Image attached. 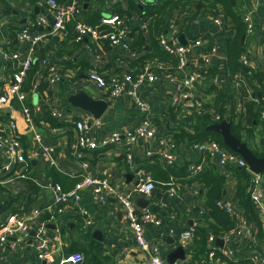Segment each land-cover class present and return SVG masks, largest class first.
Here are the masks:
<instances>
[{
    "label": "crops",
    "instance_id": "0c3cea01",
    "mask_svg": "<svg viewBox=\"0 0 264 264\" xmlns=\"http://www.w3.org/2000/svg\"><path fill=\"white\" fill-rule=\"evenodd\" d=\"M58 1L66 4L71 2V0ZM76 1L79 11L72 18L74 22L79 20L89 23V20L100 19L119 10L125 12L129 9L128 0ZM138 2L139 4L142 3ZM232 4L240 12H243L242 9L245 7H248V9L252 7L253 9V33L251 35L244 33L242 37H245L241 43L244 45L243 54L247 56L249 65L254 72L262 71L263 77L261 78L264 82V0H258L255 4H252L251 0H234ZM201 5V3H196L195 7ZM40 15L46 17L48 24H37ZM215 15V17L221 18L222 24L215 23L213 21L214 14L206 9L197 12L190 6H180L174 10L166 34L169 40L175 43L190 42L200 37L203 40L202 44L193 47L185 72L197 74L199 54L208 52L212 46H215L216 51L211 56L209 66L216 67V82L213 88H210L207 92L205 90L198 96V82L193 83L190 89L183 87V74L176 72L170 64L160 63L157 59H153V69L156 70L157 77L151 84H142L139 93L150 106L155 132L152 137L140 139L136 143L127 146L132 155L129 163L125 160L124 152L126 148L119 143L106 148L82 150L89 163L88 166L82 169L76 158L70 154V144L75 136L70 119L60 123L54 118L57 121L56 125L46 122L40 125L34 123L33 129L42 133L44 141L54 146L58 167L65 176L74 177L82 170L96 175H107L117 190L127 192L132 189L136 181V171L138 169L148 171V167L154 161L157 159L163 161L161 152L166 149V145L162 142V139L165 137L175 143L173 148L175 163L172 165L173 167L185 166L188 168L191 163L201 162L203 166L207 165L209 168L218 169L226 176L224 188L219 192L221 193L219 199L228 200L234 204L239 214L244 218L237 202L236 179L232 170L219 168L214 159L206 152L193 151L188 140L180 142L174 138L175 129L190 128V120L195 108L194 97H200L203 105L214 107L217 111L221 109V113L218 112L222 116L220 117L221 120H229L231 124L232 120L239 121L242 111L246 110V103L252 101L249 95L241 94V89H245L244 77L236 74L233 78H230L224 67L229 38L228 29L233 24L231 21L224 19L220 11ZM123 17L125 19L123 27L126 29L130 42L134 43L132 48V50H135L134 53H130V51L124 50L120 46L110 45L109 42L102 46L99 40L90 37H84L82 41L76 42L74 40V29L71 30L70 37L66 32L64 34L50 32V11L45 0H0V86L11 81L13 73L21 62L20 59L27 54L28 44L19 41L16 33L20 28L29 26L46 34L44 39L36 44L33 60L42 53L43 55H49L57 63H59L58 61H60V64L65 62L67 67L60 69L59 65L62 76L61 80L55 85H48L45 77L40 76L39 70L37 74L35 72L28 83V87L31 88L33 83L39 85L42 82L44 93L39 92L38 89L33 94L28 93L25 104H28L29 99H31L34 106L43 103V101H48L51 107L58 106L75 115L84 110L70 105L66 97L69 93L83 90L92 98L104 99L107 103L106 109L98 117L99 123L90 125V134L99 137L108 130L123 132L124 128H130L137 119V111L133 100L125 93L115 98L111 97L106 90L98 88L89 78L91 71L106 74L120 73L128 68L130 61L135 58L134 56L137 57L144 52L149 53L151 51L153 40L150 38L146 27L147 19L140 17L133 9L129 10V13L125 12ZM138 39L140 43L136 44ZM14 52L18 53L19 58L11 56ZM158 63L162 66L155 65ZM25 84L26 80L23 86ZM180 89L187 91V97H181L182 90ZM221 92L225 93L226 96L224 99H217ZM252 96L254 95L252 94ZM253 109L255 112L253 132L244 133L243 137L247 139V144L251 149L261 151L259 146L264 122L259 118V106L254 103ZM10 121L16 123V134L25 136L27 147H31L32 137L30 139L29 134L32 135V129L26 124L21 103L16 99H11L6 104H0V132L8 130ZM1 159L0 152V161ZM69 161L74 164L69 165ZM30 163L31 166L28 172L38 189L32 190L23 179H18L15 184L2 185L6 187L8 192H0V219L10 211L17 212L49 200V191L39 187L38 183L43 184L55 180L48 173L51 167L47 165L41 156L32 158ZM75 165H78L79 168L75 169ZM128 172L131 173V177L127 180L128 177L125 174ZM61 180H63L62 176ZM172 181L175 182L173 186L176 187L177 192L170 198L169 202L165 203L164 191L158 185H155V187L159 188L163 197L161 199L155 196L147 198L149 204L159 206L154 214L162 217V222L160 225L148 224L146 226V236L151 241L159 242L160 254L164 260L166 255L173 251L177 245H181L178 241L179 231L189 226H193L198 231L200 227L205 225L203 215L206 213V200L203 184L191 181L182 185L178 179ZM260 185L263 187L264 195V172L261 173ZM253 187L254 183L252 182L251 199ZM87 194L90 193H86L84 196ZM142 199L145 198L139 194H133V201L138 208H143ZM80 205L92 216V224L86 232L81 231L76 207L69 205L60 213H57L54 218H45L48 221L45 236L51 240L47 259L37 257L35 250L26 242L20 243L16 250H12L9 243H7L0 250V264H60L59 261L62 256L78 250H82L86 255L85 261L81 264H88L93 255H96L101 264H137L144 259V252L134 244L132 230L124 221L123 212L114 199L109 198L105 202H97L91 196L90 200H86ZM254 205L259 214V207H263V199L259 200L258 205L256 203ZM145 207L148 206L145 205ZM199 209H203V213H199ZM261 219L264 221V218L261 217ZM246 222L249 223L247 220ZM196 231L193 233L188 245H181L184 249V259L175 260L173 263L187 261L191 264H243V261L247 258L254 264L249 258V251L243 247V236L237 234L231 235L228 239H223L222 235L217 236L223 239V246L235 248L234 257L229 262L222 261L224 260L222 256L214 257L215 251L220 249L215 244V239L211 240L212 244L209 242L210 239H207V245L210 247L208 256L200 257L198 255V258L194 259L193 243L198 238ZM257 241L256 250L260 255H264V226L263 238ZM210 252H213V254L210 255ZM238 253H241L243 257H240L241 255H238Z\"/></svg>",
    "mask_w": 264,
    "mask_h": 264
},
{
    "label": "built area",
    "instance_id": "2783aa9c",
    "mask_svg": "<svg viewBox=\"0 0 264 264\" xmlns=\"http://www.w3.org/2000/svg\"><path fill=\"white\" fill-rule=\"evenodd\" d=\"M49 11L50 32L65 33V23L74 18L79 11L76 0H71L70 3H63L58 0H45ZM252 4L258 0H251ZM242 21L245 26L246 35H251L254 30V21L252 18V7L242 9ZM213 21L217 24H222L220 17H215ZM125 19L118 13H111L100 18L98 25H91L86 22L76 21L74 24V40L76 42L82 41L84 37H90L94 40L108 41L110 45L120 46L124 50L130 51V39L127 37L124 26ZM37 24H48V20L44 15L38 17ZM44 32L36 31L29 26L20 28L16 37L19 41L28 44V51L20 60V64L12 75L11 81L3 86H0V104L9 103L11 99H16L21 103L22 112L26 124L32 129V146L26 147L24 142L16 134V123L9 122L8 130L0 132V185L15 184L18 179H24L27 176L30 160L36 156H41L50 167H58V161L54 154V146L50 143H44L43 134L34 130V122L31 118V112L25 104L27 94H33L38 89V84L33 83L31 88L23 90V84L26 80L28 71L32 66L33 54L35 53L36 44L42 41L45 37ZM159 45L169 53L177 57L176 72L184 75L182 79V86L190 89L193 83H199L198 96L206 90V80L201 76L203 69L209 66L211 56L215 53L216 47L212 46L208 52L200 53L197 74H188L185 72L190 54L193 47L203 43L202 38H195L185 44L175 43L165 34H160L157 37ZM12 57H18V53L11 54ZM19 58V57H18ZM241 63L248 69L247 73L252 74L253 69L249 65V60L245 54L241 55ZM162 66V64H155ZM154 65L147 63L143 72L135 79H132L128 74L120 75L118 73L110 74L107 81L96 71L89 73V78L95 85L106 90L109 96L117 97L123 93L127 94L133 100V104L137 111V119L130 128H124L123 132L117 130H108L103 132L99 137H94L89 132L91 124H98L99 119L94 117L91 113L82 111L72 115V112L61 107H51L48 101L36 104L34 110L41 112L43 107L49 110L50 115L58 122L63 123L70 119L72 129L75 131L74 140L70 144V154L79 162V166L85 168L89 165L85 154L82 150H95L99 148H106L119 143L125 146V160L130 162L132 155L127 146L136 143L140 139H147L154 135L155 127L152 122V115L150 106L146 99H144L138 89L141 84H151L156 79V70ZM40 76L45 74V80L48 85H55L61 80V73L59 72V65L52 60L49 55L44 54L38 61V69ZM213 83L216 82L214 78ZM251 82L257 84L255 79ZM248 84V83H247ZM247 87L246 83L245 86ZM257 87L259 85L257 84ZM182 90V89H180ZM248 91V89H247ZM188 93L182 90L181 97H187ZM251 100L259 106V118L264 122V96H252ZM194 110L192 114H202L203 103L200 97H194ZM72 115V116H71ZM71 116V117H69ZM214 120H219L218 114H214ZM73 117V118H72ZM169 140V141H167ZM166 145V149L161 152V158L167 166H172L175 163V154L173 148L175 143L171 139H162ZM190 147L193 151L206 152L214 159L216 165L221 169H229L230 167H246L245 161L235 152L226 147L221 146L214 140H205L202 142H191ZM201 162L191 163L188 170L196 172L202 168ZM80 180L77 181L69 190H63L60 184L56 182L38 183L39 187L47 189L50 193V198L40 205L27 208L20 211H10L3 218L0 219V250L9 243L12 250H16L20 243H28L35 252L37 257L41 259L48 258V249L51 245V240L45 236L47 229V220H42L40 217L44 212H49V218H54L57 213H60L65 207L74 205L78 212L81 231L86 232L88 227L92 224V216L80 205V200L86 193H90L93 200L97 202H105L109 198L120 206L123 212L124 221L130 226L132 230L134 244L142 252H144V259L137 264H171L164 260L160 254L159 242L151 241L146 236V226L148 224L160 225L162 217L151 213L147 208H138L133 201V194H139L143 198L151 196V191L155 187L152 181L150 172L138 169L136 171V183H134L131 190L121 192L117 190L107 175H96L82 170L78 173ZM252 182L254 183L252 199L254 203L259 204V200L263 199V207H259V215L264 218V195L261 183V173H252ZM177 192L176 187L170 186L164 191V201L169 202ZM216 205L222 208L235 221V227L222 235L223 239H228L231 235L243 236V247L249 251V258L254 264H264V255H260L257 250V240L254 236L252 225L239 214L235 205L228 200L217 199ZM203 209H199V213H203ZM196 229L189 226L179 231L178 241L181 245H188L191 241L193 233ZM209 242L212 244L213 236H209ZM222 261L229 262L234 257L235 248L225 247L218 249ZM213 252H210L212 255ZM85 261V253L82 250L69 253L60 258V264H81ZM172 264H191L187 261H180Z\"/></svg>",
    "mask_w": 264,
    "mask_h": 264
},
{
    "label": "trees",
    "instance_id": "16d2710c",
    "mask_svg": "<svg viewBox=\"0 0 264 264\" xmlns=\"http://www.w3.org/2000/svg\"><path fill=\"white\" fill-rule=\"evenodd\" d=\"M138 1L142 3L139 4ZM196 3H201L202 5L200 7H195ZM128 4L129 9L125 11L126 13H129V10L133 9L138 13L140 17L147 19L146 27L149 36L153 41L151 44V51L149 53L144 52L140 56H134L135 58L130 61L128 68L120 73L118 72V74H128L132 79H135L139 74L143 72V68L147 63L152 64L153 59H157L160 63H168L172 68L176 69L177 57L164 50L159 45L157 37L160 34H167L173 12L176 8L180 6H190L197 12L206 9L209 12H212L214 16H216L215 14L219 13L220 11L224 19L232 22V27L228 29L229 38L227 43V54L224 59V67L228 71L230 78H233L236 74H240L242 77H244V81L247 87H245V89H241L242 95H249L250 98L252 94L255 96L264 95V82L261 78L263 77L262 71H253L252 74H248V69L241 63L240 58L244 53V45L241 43V37L245 33V26L244 22L242 21V15L239 9H237V7L231 3V0H128ZM117 12L121 16L125 14V12L120 10ZM88 22L91 25H98L100 19L96 18L95 20H89ZM74 24L75 22L72 19L65 23V32L68 37H70L71 35L70 33L74 28ZM107 42L108 41H105V39L99 41L102 46H105ZM139 43L140 40L138 39L136 44ZM133 46L134 43L131 41L130 53H134L135 51L132 50ZM41 56H43L42 53L38 58H35L33 60L31 69L28 72L29 74H27L28 77L26 79V84L23 86V90H27V88H29L28 83L38 69V61ZM58 62V65H60V69L67 67V64L65 62H61V64L60 61ZM98 73L104 78L105 81H107L108 77L110 76V74L100 72ZM42 76L45 77V74L43 73ZM201 76L206 80V83L208 84L205 91L207 92V90L213 88L214 86L212 80L216 77V67L213 65L206 67L202 70ZM251 79H255L259 87H257V84L252 83ZM247 89L249 91H247ZM38 91L44 93V84L42 82L38 85ZM225 96V93L221 92L219 93L217 99H224ZM26 105L31 112V118L35 125H40L43 122L56 125L57 121L50 115L49 110H47L46 107H43L41 112H36L34 110L35 106L33 105L31 99H29L28 104ZM253 107L254 103L252 101H248L246 103V110L242 111L239 121L235 122L232 120V124L230 127L232 134L246 143L248 142L247 139L243 137V134L253 132L252 127H254L253 119L255 118V112ZM202 111V114H192L189 129H175L174 138L176 139V141L181 142L184 140H188L190 143L202 142L210 139L218 142L221 146L225 147L222 142L221 136L218 133L208 129V126L210 124L221 121V118L219 120L213 119L214 114H218L219 117H222L219 114L221 113V109H218L217 111L214 107L203 105ZM261 132L262 134L260 143H263L264 145V128L261 130ZM17 135L27 147L26 137L19 134ZM252 150L257 156L264 155V148L261 151H257L254 148H252ZM30 166L31 163H29L28 169L25 174L27 177L23 180L26 182V185L28 187H31V189L35 191L38 189V187L32 181V176L28 172ZM229 169L232 170L236 179L235 187L238 205L243 213L244 218L252 225L255 238L261 240L263 238L264 221L257 213L255 205L251 199L253 174L246 167H230ZM148 171H150L153 183L155 185H158L163 191L167 190L170 186H173L175 182H173L172 180L176 179L180 180L182 185L188 184L191 181H197L203 184L204 197L206 200V213L203 215L205 225L200 227L199 230L196 231L198 238L194 240L193 243V258H198V255L200 257L208 256L210 247H208L207 245V239L209 238V236L217 237L223 235L224 233L233 229L236 224L235 219L215 203L217 200V194L224 188L226 176L222 174V172H220L218 169H214L211 167L209 168L207 165L202 166V168L196 172H191L185 166L179 168L166 166L162 160L159 161L158 159L148 167ZM61 172V169L56 167H51L50 171H48V173L55 179L51 182L60 184L63 190H69L81 178L79 174L75 175L74 177H68L65 176L63 172ZM61 176L63 180H61ZM0 192H8V190L6 189V187L0 185ZM49 215V212H44L40 218L44 220L45 218H48ZM238 255H241L240 257H243L241 253H238ZM216 256H221L218 250H216L214 253V257ZM88 264H101V262L96 257V255H93ZM243 264L252 263L249 259L246 258L243 261Z\"/></svg>",
    "mask_w": 264,
    "mask_h": 264
},
{
    "label": "water",
    "instance_id": "95a60500",
    "mask_svg": "<svg viewBox=\"0 0 264 264\" xmlns=\"http://www.w3.org/2000/svg\"><path fill=\"white\" fill-rule=\"evenodd\" d=\"M232 3H234V0H231ZM52 23V21H51ZM243 36L241 38V41L244 40ZM180 44H185L184 42H179ZM142 85V84H141ZM141 85L138 86V91L141 89ZM144 95V94H143ZM67 102L75 107H79L82 110L91 113L94 117L98 118L101 113L106 109L107 103L104 99H94L92 98L86 91H79L76 93H69L66 97ZM231 121L223 119L220 122L212 123L208 126V129L211 131H214L218 133L221 136L222 142L226 148L229 150L235 152L238 154L246 163L248 170L251 173L257 174V173H263L264 172V155L263 156H257L253 150L248 146V144L244 141H242L240 138L232 134L231 130ZM32 135L29 134V138L31 139ZM45 144H48L49 142L44 141ZM74 163L69 161V165H72ZM78 165H75V169H78ZM127 176V180L130 179L131 173L128 172L125 174ZM136 183V181H135ZM224 193V192H223ZM151 196H155L158 199H161L163 195L160 193L158 187H154L151 191ZM91 194L85 195L79 203H83L86 200H90ZM221 198V193L217 194V199ZM178 199V198H177ZM143 204L142 207L146 208L151 213H156V211L159 209L158 205L155 204H149V200L147 198L142 199ZM223 239L220 237L215 238V244L217 247L222 248L223 247ZM182 260L184 259V249L181 245H177L173 251L168 253L165 257V261L168 263H173L175 260ZM179 261H176L178 263Z\"/></svg>",
    "mask_w": 264,
    "mask_h": 264
},
{
    "label": "rangeland",
    "instance_id": "374dc122",
    "mask_svg": "<svg viewBox=\"0 0 264 264\" xmlns=\"http://www.w3.org/2000/svg\"><path fill=\"white\" fill-rule=\"evenodd\" d=\"M240 11V10H239ZM242 14V11L240 12ZM203 103V102H202ZM260 150H262L264 148V145L263 143H260V146H259Z\"/></svg>",
    "mask_w": 264,
    "mask_h": 264
},
{
    "label": "bare ground",
    "instance_id": "6f19581e",
    "mask_svg": "<svg viewBox=\"0 0 264 264\" xmlns=\"http://www.w3.org/2000/svg\"><path fill=\"white\" fill-rule=\"evenodd\" d=\"M49 28V27H48Z\"/></svg>",
    "mask_w": 264,
    "mask_h": 264
}]
</instances>
